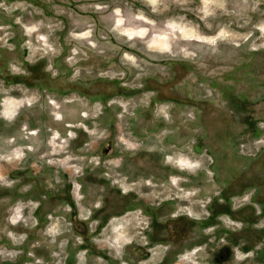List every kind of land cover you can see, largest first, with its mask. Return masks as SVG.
<instances>
[{
    "label": "rangeland",
    "instance_id": "rangeland-1",
    "mask_svg": "<svg viewBox=\"0 0 264 264\" xmlns=\"http://www.w3.org/2000/svg\"><path fill=\"white\" fill-rule=\"evenodd\" d=\"M0 264H264V0H0Z\"/></svg>",
    "mask_w": 264,
    "mask_h": 264
},
{
    "label": "clouds",
    "instance_id": "clouds-1",
    "mask_svg": "<svg viewBox=\"0 0 264 264\" xmlns=\"http://www.w3.org/2000/svg\"><path fill=\"white\" fill-rule=\"evenodd\" d=\"M152 2L154 3L155 0H152ZM141 35H143V33H141ZM167 159H168V160H171V157H168ZM192 167H196V165H193ZM13 223H15V221H13Z\"/></svg>",
    "mask_w": 264,
    "mask_h": 264
},
{
    "label": "bare ground",
    "instance_id": "bare-ground-1",
    "mask_svg": "<svg viewBox=\"0 0 264 264\" xmlns=\"http://www.w3.org/2000/svg\"><path fill=\"white\" fill-rule=\"evenodd\" d=\"M19 220H20V218H19ZM18 223V222H17Z\"/></svg>",
    "mask_w": 264,
    "mask_h": 264
}]
</instances>
